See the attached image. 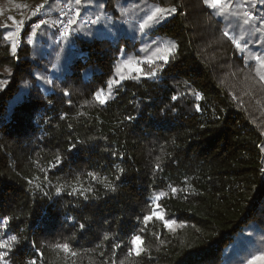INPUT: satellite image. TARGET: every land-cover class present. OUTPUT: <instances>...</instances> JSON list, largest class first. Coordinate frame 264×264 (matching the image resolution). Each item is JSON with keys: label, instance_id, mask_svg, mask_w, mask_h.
Returning a JSON list of instances; mask_svg holds the SVG:
<instances>
[{"label": "trees", "instance_id": "16d2710c", "mask_svg": "<svg viewBox=\"0 0 264 264\" xmlns=\"http://www.w3.org/2000/svg\"><path fill=\"white\" fill-rule=\"evenodd\" d=\"M53 1L81 19L67 37L57 24L42 37L43 46L60 42L63 61L45 87L50 69L27 43L38 19L15 52L0 31V224L9 221L0 240H19L0 249L7 264H233L229 248L243 233L264 232V82L246 44L224 33L249 11L243 30L264 34V0H227L223 15L203 0ZM133 2L144 15L176 8L147 34L176 47L167 64L118 74L137 43L90 37L84 19L103 7L104 27ZM111 80L120 82L109 89Z\"/></svg>", "mask_w": 264, "mask_h": 264}, {"label": "rangeland", "instance_id": "374dc122", "mask_svg": "<svg viewBox=\"0 0 264 264\" xmlns=\"http://www.w3.org/2000/svg\"><path fill=\"white\" fill-rule=\"evenodd\" d=\"M119 4L121 3L118 2L115 5V9L117 11ZM132 4V6H129V4H127L126 6L121 5L119 15H117L114 19L109 18L104 27H100L101 22L105 20L103 19V7H100L101 14H99V22L93 25L92 29H84L87 32L88 30H90V32L87 33V35H89L90 37H105L116 40L123 36L129 38L132 42L137 43L138 56L134 57L133 55H128L122 57L118 66V74L130 73L132 71H135V69L138 68L140 62L158 60L160 56L167 54L165 50L170 48L172 45V42L166 38L153 39L147 35L149 31L152 30V26L154 24H150L144 32L140 31V23H142L143 20L147 18V15H150L151 13L148 12L144 15V7L143 5H141L137 6V8L143 15L138 14V12H135L134 9L136 8V4L134 2ZM39 5H44V7L39 13L33 15L32 13ZM62 5L67 4L64 2L56 4V2H54L53 0H0V31L4 37V40L9 42L10 45L13 44V40L5 39L9 32L16 33L14 39L16 46H18L20 42V34L23 28L27 26L29 22H33L35 19H38L36 23H38L41 19L47 22L37 30L36 36L30 37L32 39L31 44H35V47L37 46V48L35 49V58H44L45 61L43 64L45 65V67L47 66L50 69V73L44 76L42 79L43 87H45L51 81V79H53V77L57 75L56 73H59L63 68V66L60 65V62L63 63V61L61 60L60 55L56 53V51L58 50L57 43L60 42H57L56 40V45L44 44L43 46L41 44V40L43 39L42 37L45 36V34L48 33L51 29H53V27H55V24H57V22L55 23L53 20V14L54 12L56 13ZM72 8L76 9L75 7ZM217 8H219V6ZM225 10H228V8H226ZM10 17L12 19H9ZM91 20V18L90 20L84 19V22L89 25L91 24ZM21 21H23L22 24L20 23ZM34 24H32V27L34 26ZM18 25L20 28L19 32H17ZM246 27L248 28V26L244 23L232 22L231 28H228L226 32L229 34V36H234L236 41L244 42L246 44L244 52L248 56L253 57L254 61L258 63L260 76H264V66H262L260 62L255 59L256 57L264 59V34L261 33L262 35L257 37V39L255 38L256 34L249 35L248 33H246V31L243 30L244 28L246 29ZM37 36L38 42L35 41L34 43L35 37ZM51 45L54 47H52ZM158 48L161 49V51L157 52ZM56 67L58 71L54 73L57 70ZM241 239L243 240V242H239L235 247L232 246L231 248H229L231 249L230 251L237 248L230 254L232 259L231 262L233 264H249V261H252L253 264H264V259H253L254 257L264 254V232L253 230L250 228L243 233Z\"/></svg>", "mask_w": 264, "mask_h": 264}, {"label": "snow or ice", "instance_id": "6c2138e0", "mask_svg": "<svg viewBox=\"0 0 264 264\" xmlns=\"http://www.w3.org/2000/svg\"><path fill=\"white\" fill-rule=\"evenodd\" d=\"M76 5H81L83 0H74ZM204 4L207 6H210L213 10L217 9V7L219 6V13L220 15H223L225 12V9L230 7V3L227 2V0H203ZM245 3L251 4V0H245ZM44 7V5H39L37 6V8L35 9V11L32 13L33 15H36L37 13H39L41 11V9ZM177 10L175 7L172 8H164V7H156L150 15H147V18L143 20L142 23H140L139 25V29L141 32H144L148 26L150 24H156L161 22L162 20L166 19L170 14L175 13ZM81 15L80 11L77 10L74 14V18L69 20L67 22L66 25H64V31L61 32V35L64 37H67L69 35V29L75 25L76 23V18H78ZM243 16L245 17V19L243 20L244 24H249L250 21L254 20V15L249 12V11H244L243 12ZM9 19H12L11 17ZM100 17L97 16L95 19H92L90 21L91 24L95 25L99 22ZM21 24L23 23V21L20 22ZM47 22L44 21L43 19L39 20L38 23H35L32 30H31V36L34 37L37 35V30L41 28L42 25H45ZM261 24H264V18L261 19L260 21ZM259 28H255V31H259ZM20 31L19 25L17 26V32ZM15 35L16 33H12L9 32L7 34V36L5 37V39H12L13 40V44H12V50L13 52H15L16 50V43H15ZM228 33L225 32L224 36L228 37ZM233 44L236 46V48L240 49L241 48V43L236 41L234 38L232 39ZM28 44L32 43V39L28 38L27 40ZM175 45H171L170 48L166 49V53L165 55H162L159 57L160 60H162L164 62V64H167L169 62V58H170V54L171 52H173L175 50ZM242 50V49H241ZM161 51V49H157V52ZM256 60H258L260 62V64L262 66H264V59H261L260 57H256ZM161 71L163 70L162 68L160 69ZM119 71V69L117 70ZM135 71L140 72V69H135ZM157 74V69H153L151 72L147 73L148 76H155ZM121 79H123V77H121ZM261 81L264 82V76L260 77ZM119 80H111L108 83V88L111 89L114 85H118L119 84ZM110 94V93H109ZM64 95H69V93L65 92ZM95 98L96 100L99 102V104L104 105L107 102V97L103 94V90L98 91L95 94ZM199 98V97H198ZM172 99H176V97H173ZM58 162H59V158H57ZM95 179V177H93ZM106 187L111 188V185L108 184L106 185ZM172 191L175 193L177 191V189L173 188ZM80 195H84L83 192L80 193ZM153 215H155L158 219L164 220V217L162 215H160L159 213L153 212ZM151 219V216H145L144 220L148 221ZM9 221L4 218L3 219V223L0 224V227L6 228L8 225ZM175 223V221H171V220H166L165 221V227L171 228L172 225ZM81 228L84 227V225L80 226ZM138 242H141V238L139 236H133L132 237V243L133 245H136ZM19 240L18 237L16 235H12L10 236L8 239L6 240H0V249H7V250H11V248L13 247V245L18 244ZM58 247H63L64 251H69V246L68 244H64L62 246L58 245ZM137 254H139V252H137ZM7 256H8V251H0V264H7ZM254 260L256 259H264V254H261L260 256L254 257ZM28 264H36L35 260H29ZM249 264H253L252 261H249Z\"/></svg>", "mask_w": 264, "mask_h": 264}, {"label": "built area", "instance_id": "2783aa9c", "mask_svg": "<svg viewBox=\"0 0 264 264\" xmlns=\"http://www.w3.org/2000/svg\"><path fill=\"white\" fill-rule=\"evenodd\" d=\"M76 10L68 5H62L59 10L56 12L58 14V20H57V32H58V39H61L62 36L61 32L64 31V25L67 24V22L74 18ZM81 18H76L77 20H80Z\"/></svg>", "mask_w": 264, "mask_h": 264}]
</instances>
